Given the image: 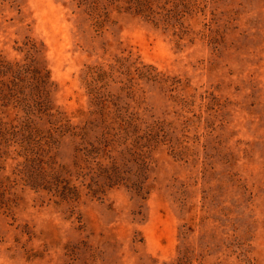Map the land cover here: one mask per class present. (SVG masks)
I'll return each mask as SVG.
<instances>
[{"label":"rangeland","instance_id":"374dc122","mask_svg":"<svg viewBox=\"0 0 264 264\" xmlns=\"http://www.w3.org/2000/svg\"><path fill=\"white\" fill-rule=\"evenodd\" d=\"M127 4L0 0L54 106L0 159V264H264V0Z\"/></svg>","mask_w":264,"mask_h":264},{"label":"trees","instance_id":"16d2710c","mask_svg":"<svg viewBox=\"0 0 264 264\" xmlns=\"http://www.w3.org/2000/svg\"><path fill=\"white\" fill-rule=\"evenodd\" d=\"M126 1V9L153 17L154 0ZM51 86L50 71L34 59L17 61L0 54V159L14 146L21 148L19 155H25L28 164L39 157L42 131L35 116H54ZM32 179L37 183L39 178Z\"/></svg>","mask_w":264,"mask_h":264}]
</instances>
